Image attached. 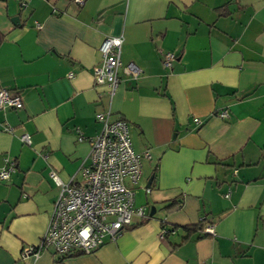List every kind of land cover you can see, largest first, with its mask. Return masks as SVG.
I'll return each mask as SVG.
<instances>
[{"label":"crops","instance_id":"crops-1","mask_svg":"<svg viewBox=\"0 0 264 264\" xmlns=\"http://www.w3.org/2000/svg\"><path fill=\"white\" fill-rule=\"evenodd\" d=\"M0 33V89L23 103L0 110V168L15 164L0 182V264L55 263L51 251L22 252L58 198L50 173L80 180L95 115L108 111L128 124L134 152L150 154L133 187L145 216L61 264H264V0H0ZM113 37L122 65L141 73L120 70L110 99L92 68ZM165 53L176 55L170 69ZM201 221L213 235L181 243L183 227Z\"/></svg>","mask_w":264,"mask_h":264},{"label":"built area","instance_id":"built-area-1","mask_svg":"<svg viewBox=\"0 0 264 264\" xmlns=\"http://www.w3.org/2000/svg\"><path fill=\"white\" fill-rule=\"evenodd\" d=\"M72 2L82 6L85 0ZM122 45V37L104 39L99 49L101 61L92 68L96 85L105 86L110 99L119 85L120 70L133 79L141 73L132 63L122 65ZM175 60L173 53L161 56L165 69H170ZM22 106L18 93L0 89V110H20ZM218 116L225 119L228 112L222 111ZM95 120L100 124V131L89 140L90 150L81 165L80 180L63 183L54 172L50 173L59 188V195L53 203L44 234L36 246L23 250V257L37 258L42 251H51L55 260L74 254H92L106 242L115 241L126 227L131 226L134 218L145 216L144 207L134 206L133 187L140 179L143 161L150 160V154L134 152L128 124L121 119H111L109 111L97 113ZM195 122L199 123V120ZM3 130L13 133L10 127ZM20 141L25 145L31 143L27 134L21 135ZM78 141H83V137L79 135ZM14 170L15 164L5 159L0 168V182L7 181ZM204 232L213 235L210 227ZM166 234L162 228L159 238Z\"/></svg>","mask_w":264,"mask_h":264},{"label":"trees","instance_id":"trees-1","mask_svg":"<svg viewBox=\"0 0 264 264\" xmlns=\"http://www.w3.org/2000/svg\"><path fill=\"white\" fill-rule=\"evenodd\" d=\"M3 39H4V36H3V34L0 33V44L3 42ZM176 208H178V204L176 203V201H172V202H170L168 204H165L164 207H163V209L165 211H172V210H174ZM205 224H206L205 222H199L196 225H191V226L183 227V230L185 231L186 234L182 238L181 243L187 241L194 234H197V233L202 234L204 232V228L206 227ZM167 234H168V232H167ZM167 234L164 237H166ZM206 236H208V235H206ZM78 256H80V254L68 255V256H66L64 258H60L58 260H55V263L54 264H61V262L63 260H65L66 258H72V257H78Z\"/></svg>","mask_w":264,"mask_h":264},{"label":"water","instance_id":"water-1","mask_svg":"<svg viewBox=\"0 0 264 264\" xmlns=\"http://www.w3.org/2000/svg\"><path fill=\"white\" fill-rule=\"evenodd\" d=\"M18 18L17 17H15V18H13V19H11V22L13 23V24H15V23H17L18 22ZM150 182H151V179L149 180V182H148V184H147V189L149 188V186H150ZM154 214V209L153 208H151V212H150V216H152Z\"/></svg>","mask_w":264,"mask_h":264},{"label":"rangeland","instance_id":"rangeland-1","mask_svg":"<svg viewBox=\"0 0 264 264\" xmlns=\"http://www.w3.org/2000/svg\"><path fill=\"white\" fill-rule=\"evenodd\" d=\"M139 183V182H138ZM138 186V184L136 185V187ZM135 187V186H134ZM148 198V197H147ZM147 204H148V206L146 207V209H149L150 208V206H149V200H147Z\"/></svg>","mask_w":264,"mask_h":264}]
</instances>
